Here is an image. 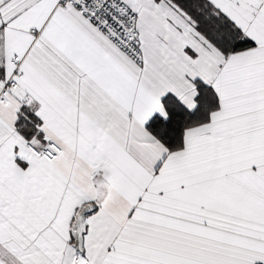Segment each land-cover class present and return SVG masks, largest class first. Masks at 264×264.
<instances>
[{
	"label": "snow or ice",
	"instance_id": "1",
	"mask_svg": "<svg viewBox=\"0 0 264 264\" xmlns=\"http://www.w3.org/2000/svg\"><path fill=\"white\" fill-rule=\"evenodd\" d=\"M0 264H264V0H0Z\"/></svg>",
	"mask_w": 264,
	"mask_h": 264
}]
</instances>
